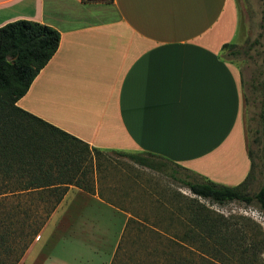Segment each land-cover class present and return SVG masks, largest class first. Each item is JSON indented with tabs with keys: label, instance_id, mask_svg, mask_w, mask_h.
Wrapping results in <instances>:
<instances>
[{
	"label": "crops",
	"instance_id": "1",
	"mask_svg": "<svg viewBox=\"0 0 264 264\" xmlns=\"http://www.w3.org/2000/svg\"><path fill=\"white\" fill-rule=\"evenodd\" d=\"M28 19L61 34L17 104L103 149L153 153L226 185L251 170L237 0H0V27ZM126 213V216H125ZM127 211L70 185L18 264H111Z\"/></svg>",
	"mask_w": 264,
	"mask_h": 264
},
{
	"label": "trees",
	"instance_id": "2",
	"mask_svg": "<svg viewBox=\"0 0 264 264\" xmlns=\"http://www.w3.org/2000/svg\"><path fill=\"white\" fill-rule=\"evenodd\" d=\"M261 1L264 10V0ZM60 39L58 29L34 20L18 19L0 27V264L19 263L70 185L89 193L98 191L103 199L116 205L97 186L98 174L105 167L102 154L109 149L91 146L17 104L58 50ZM235 45L225 43L223 49L232 50ZM247 147L251 170L243 182L226 185L203 176L184 179L183 185L195 196H184V201L174 195L167 199L168 227L178 223L185 228L175 232L160 230L157 225L165 217L162 214L153 222L155 233L166 235L169 240L168 249L162 251L165 264H264L257 258L264 247L257 227L248 233L199 200L200 197L218 204L238 200L248 204L255 199L264 209V184L254 195L246 192L256 166L255 152L248 143ZM114 151L151 169L165 165L149 157L162 156L150 152L145 156ZM157 202L159 208L165 207L162 199L157 198ZM144 219L142 223L146 222ZM130 221L135 222V218H128L111 264H117ZM246 239H250L249 247L242 246ZM182 250L189 255H183Z\"/></svg>",
	"mask_w": 264,
	"mask_h": 264
},
{
	"label": "rangeland",
	"instance_id": "3",
	"mask_svg": "<svg viewBox=\"0 0 264 264\" xmlns=\"http://www.w3.org/2000/svg\"><path fill=\"white\" fill-rule=\"evenodd\" d=\"M239 9V33L234 49H223L225 59L235 62L241 72L244 104L243 123L246 141L255 152V172L249 179L246 192L254 195L264 184V10L261 0H237ZM140 154V153H139ZM148 156L146 153H141ZM157 162H163L160 169H151L135 163L120 151L105 150L102 154L105 167L98 174V189L104 195L114 199L117 207L125 210L135 218L129 222L119 251L117 264H165L168 237L159 235L152 224L159 214L162 221L160 230L168 232L182 231L185 226L175 223L168 227L166 212L170 210L167 199L170 195L185 200L184 196H195L183 185L182 180L201 179L189 169L157 156H149ZM158 199H162L165 207H158ZM215 212L222 213L235 222V226H243L248 233L255 230L262 232L264 238V209L257 200L245 203L238 200L226 204L213 203L200 198ZM126 216V213H125ZM146 218V219H144ZM146 220L142 223L141 220ZM139 220V221H138ZM38 235L35 237L37 239ZM243 247L250 246V239L244 240ZM50 242L39 254L36 263L42 261L49 253ZM183 255H189L185 250ZM249 251L247 254H250ZM264 262V247L257 255ZM115 262V261H114Z\"/></svg>",
	"mask_w": 264,
	"mask_h": 264
}]
</instances>
